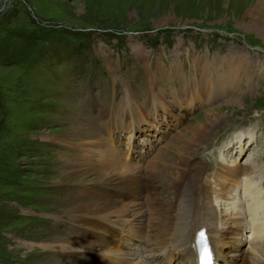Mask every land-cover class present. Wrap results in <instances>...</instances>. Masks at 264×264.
<instances>
[{
  "label": "rangeland",
  "instance_id": "374dc122",
  "mask_svg": "<svg viewBox=\"0 0 264 264\" xmlns=\"http://www.w3.org/2000/svg\"><path fill=\"white\" fill-rule=\"evenodd\" d=\"M3 1L0 264H45L51 259L40 246L69 235V224L54 217L66 207L69 193L87 194L82 186L96 178L90 171L73 180L61 177L59 167L75 151L58 140L85 121L93 119L105 147L113 153L121 151V163L133 170L140 164L142 175L141 165L156 154L158 168L178 163L174 147L166 150L164 159H158L157 150L212 111L216 121L202 132L195 151L199 158L191 166L212 173L214 159L224 154L226 166L255 160L264 167V27H254L251 20L258 0H7L2 8ZM223 83L230 85L228 91L208 90ZM153 87L164 96L168 109L155 114L151 109L139 121L130 120L129 114L120 116L127 93L146 108ZM138 105L132 108L139 111ZM100 106L109 112L104 121ZM115 110V120L122 124L112 129ZM104 123L108 124L103 127ZM129 123H136L135 134L124 127ZM239 133H243L241 145L236 139ZM227 146L234 150L226 152ZM165 176L161 177L168 181L170 175ZM258 177L264 182L263 173ZM153 186L159 188L152 192L157 198L172 199L169 183L161 179ZM79 197L75 195V200ZM136 201L129 195L120 199L129 205ZM137 208L133 211L139 213L142 205ZM147 222L143 219L137 226ZM246 229L235 231L242 236V250L232 245L221 255L230 264H243V258H249L236 255L249 248ZM124 234L120 239L136 247L135 254H148L144 245ZM107 241L114 248L132 251L121 242ZM209 245L218 255L217 245ZM233 251L235 256L228 257Z\"/></svg>",
  "mask_w": 264,
  "mask_h": 264
},
{
  "label": "bare ground",
  "instance_id": "6f19581e",
  "mask_svg": "<svg viewBox=\"0 0 264 264\" xmlns=\"http://www.w3.org/2000/svg\"><path fill=\"white\" fill-rule=\"evenodd\" d=\"M256 5L251 12V20L254 27L262 25L264 27V0H258ZM223 84L224 87L213 84L208 90L211 89L212 93H217L220 88L228 91L230 88L226 86L230 85ZM154 88L150 90L151 95L146 102V108L138 105L130 92L127 93L124 97L125 106L120 107V116L129 114L130 120L137 117L136 120L139 121L151 109L152 114L160 109H168L164 96L158 95ZM158 93L162 94L160 91ZM137 105L139 111L133 109L137 108ZM101 106L99 113L104 121L109 112ZM211 112L205 114L206 119L198 122L195 127L185 128L186 135L182 130L181 133L173 135L168 146L166 143V147L163 145L164 148L161 146L157 150L158 159H164L166 150L171 146L174 147L172 150L178 156V163H174L168 169L166 167H160V169L158 165H155L156 154L147 163L143 162L141 167L144 170L145 166L150 168L149 171L141 169L142 175L139 174L140 164L134 166L135 170H133L126 162L121 163V151L113 153L105 147V138L97 132L98 125L96 126L93 119L92 123L85 121L83 126L74 128L73 133L66 134L64 139L58 140L63 147L75 151V154L64 159L59 167L61 177L73 180L83 176L86 171H90L96 181L82 186L87 189V194L69 193L65 201L66 207L61 210L60 216L54 217L60 224H69L70 227L66 228L69 235L61 240L51 239L40 246L42 253L51 259L45 264H155L160 260L158 254L174 258L172 264H183L185 260L192 257L189 246L200 228L206 230L210 244L217 245V239L223 242V246L217 245L218 255L213 256L215 259H220L218 264H230L221 255L232 245L239 246L242 250V236L237 237L236 234L238 230H242L243 226L248 228L249 248L244 253L238 250L236 255L240 254L242 258L243 255L249 257L243 258V264H264V182L258 177L260 172L264 174V167L260 168L255 160L241 166L235 162L226 166L224 154L219 157V160L214 159L216 169L212 173L206 174L200 171L198 166H191L199 158L195 157V151L203 136L202 132L213 126L216 121V119L212 121L213 112ZM116 114H118L117 110L111 115L112 129L114 125L122 124L117 118L115 120ZM107 124L104 123L103 127ZM153 125L155 123L150 125L151 129ZM135 126L136 123H129L124 127L135 134L137 131ZM250 132L252 133L253 130ZM243 133L248 134L247 131ZM243 133H239V137H236V139L240 138L237 142L240 145ZM182 134L184 137H181ZM153 135L148 137L150 142ZM82 138L83 140H80ZM229 149L232 151L234 147L227 146L226 152H230ZM145 172L148 173L144 175ZM165 175H170L168 181H164L163 178H167ZM235 175H238V178L232 180ZM161 179L165 185L168 183L171 185L173 197L170 200L162 201L157 198L158 196L156 197V193L155 195L152 193L154 189H159L158 185V187L153 185ZM145 191H147L146 197L143 196ZM75 195L80 196L76 200L82 203L76 202ZM128 195L135 197L138 201L132 202L131 205L122 204L120 199L127 198ZM139 205H142L139 213L133 211L134 208L138 209ZM143 219H147L148 222L139 228L137 224ZM256 224L259 227L254 230L253 226ZM122 233H125L129 241L144 245L146 250L152 248L150 254L143 255L139 252L135 254L134 251L137 248L133 246L130 248L128 242L122 241L120 239ZM116 235L119 236L117 237L119 240H116ZM107 238L121 242L132 251L114 248ZM234 251L237 250L234 249ZM234 251L228 257L235 256ZM162 264H171V260Z\"/></svg>",
  "mask_w": 264,
  "mask_h": 264
},
{
  "label": "water",
  "instance_id": "95a60500",
  "mask_svg": "<svg viewBox=\"0 0 264 264\" xmlns=\"http://www.w3.org/2000/svg\"><path fill=\"white\" fill-rule=\"evenodd\" d=\"M6 2L7 0H4L3 3H2V8H4L6 6Z\"/></svg>",
  "mask_w": 264,
  "mask_h": 264
}]
</instances>
